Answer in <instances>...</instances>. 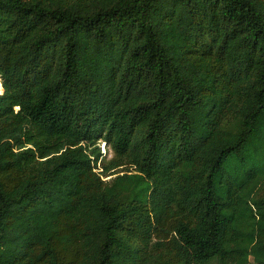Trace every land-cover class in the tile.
Returning a JSON list of instances; mask_svg holds the SVG:
<instances>
[{
  "label": "trees",
  "instance_id": "obj_1",
  "mask_svg": "<svg viewBox=\"0 0 264 264\" xmlns=\"http://www.w3.org/2000/svg\"><path fill=\"white\" fill-rule=\"evenodd\" d=\"M0 84V264H264V0H0Z\"/></svg>",
  "mask_w": 264,
  "mask_h": 264
},
{
  "label": "rangeland",
  "instance_id": "obj_2",
  "mask_svg": "<svg viewBox=\"0 0 264 264\" xmlns=\"http://www.w3.org/2000/svg\"><path fill=\"white\" fill-rule=\"evenodd\" d=\"M0 87H1V84H0ZM96 145L99 146V149H100V152L102 154V158L105 160H109L112 156V152L110 150V148L105 145V143L103 142L102 139H99L96 141ZM264 145V144H263ZM262 160H264V154L262 156ZM100 166H101V163H100V160L97 162V166H96V171H100ZM122 170H126L125 168H123Z\"/></svg>",
  "mask_w": 264,
  "mask_h": 264
}]
</instances>
